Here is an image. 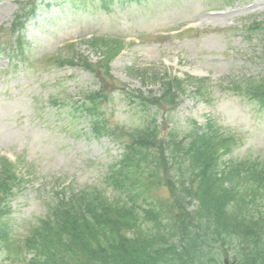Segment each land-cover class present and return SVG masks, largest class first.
<instances>
[{
  "label": "rangeland",
  "instance_id": "rangeland-1",
  "mask_svg": "<svg viewBox=\"0 0 264 264\" xmlns=\"http://www.w3.org/2000/svg\"><path fill=\"white\" fill-rule=\"evenodd\" d=\"M32 1L0 0V45L9 40L6 29L18 3ZM227 1L120 0L109 11L99 0L39 3L24 34L27 62L15 67L17 59L0 51V157L18 163L25 180L10 203L8 228L16 240L65 189L97 188L119 197L106 178L121 149L110 137L95 140L88 115L75 110L86 94L101 87L106 100L98 115L111 128L132 131L143 121L141 110L119 87L158 96V79L165 74L202 79L203 96L195 94L196 85L190 86L170 127L185 130L191 120L205 124L211 119L220 133L238 141L226 159L264 160V113L231 92L235 83L264 74L263 43L259 35L246 34L250 24L264 21V0ZM89 36L121 41L123 52L113 59L112 79L97 67L103 56L83 43ZM79 40L74 54L88 56L95 75L78 67L59 68L57 59L73 54L63 46ZM163 115L162 128L169 127ZM166 196L163 189L154 193L157 199Z\"/></svg>",
  "mask_w": 264,
  "mask_h": 264
},
{
  "label": "trees",
  "instance_id": "trees-1",
  "mask_svg": "<svg viewBox=\"0 0 264 264\" xmlns=\"http://www.w3.org/2000/svg\"><path fill=\"white\" fill-rule=\"evenodd\" d=\"M20 10L16 17L19 23L32 12L23 3ZM247 33L259 35L264 59V22L252 23ZM22 41L21 36L15 38L20 51ZM89 43L104 54L100 65L108 75L115 42L96 38ZM61 66L96 72L88 58L75 54ZM158 83L159 98L127 94L145 111L143 121L132 131L111 128L97 115L100 100H106L103 91L87 95L81 107L90 115L92 135L112 136L123 150L106 178L108 186L118 192L117 198L97 188L69 195L62 192L49 201L46 215L17 241L3 227L23 178L10 162L0 161V247L4 261L264 264V160L226 159L238 141L233 135L220 133L211 120L203 126L192 121L185 130L170 127L190 86L196 85L194 89L203 96V81L166 74ZM231 91L264 113V75L245 78ZM164 113L166 128L159 121ZM160 189L166 190L167 196L157 199L154 193Z\"/></svg>",
  "mask_w": 264,
  "mask_h": 264
}]
</instances>
